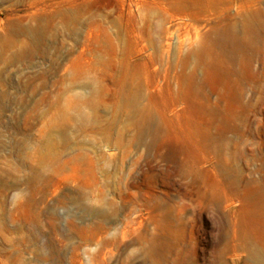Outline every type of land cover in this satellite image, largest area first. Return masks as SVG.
Returning a JSON list of instances; mask_svg holds the SVG:
<instances>
[{
  "label": "rangeland",
  "instance_id": "rangeland-1",
  "mask_svg": "<svg viewBox=\"0 0 264 264\" xmlns=\"http://www.w3.org/2000/svg\"><path fill=\"white\" fill-rule=\"evenodd\" d=\"M0 264H264V0H0Z\"/></svg>",
  "mask_w": 264,
  "mask_h": 264
}]
</instances>
